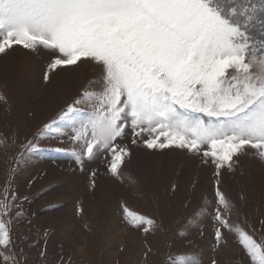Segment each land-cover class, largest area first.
Instances as JSON below:
<instances>
[{
	"label": "snow or ice",
	"instance_id": "1",
	"mask_svg": "<svg viewBox=\"0 0 264 264\" xmlns=\"http://www.w3.org/2000/svg\"><path fill=\"white\" fill-rule=\"evenodd\" d=\"M18 50L46 55L45 83L68 66L88 64L99 75L23 142L17 164L49 136L75 144L81 169L106 153L118 180L131 146L186 150L214 166L216 243L234 234L251 264H264V240L232 219L235 205L219 179L250 152L264 162V0H0V56ZM11 207L0 200V256L19 264L4 219ZM124 216L145 233L156 225L127 207ZM171 264L200 261L180 255Z\"/></svg>",
	"mask_w": 264,
	"mask_h": 264
},
{
	"label": "rangeland",
	"instance_id": "2",
	"mask_svg": "<svg viewBox=\"0 0 264 264\" xmlns=\"http://www.w3.org/2000/svg\"><path fill=\"white\" fill-rule=\"evenodd\" d=\"M47 63L43 53L0 56V140L7 144H0V200L12 206L4 219L11 220L10 251L19 264H171L180 255H193L200 264H251L234 234L226 244L216 243L214 166L186 150L131 146L118 180L107 171L106 153L87 159L81 169L72 156L75 144L49 136L40 137L37 152L17 164L23 142L58 119L99 75L88 64L68 66L45 83ZM219 179L235 205L232 219L264 240V162L250 152ZM125 207L156 225L147 233L132 228Z\"/></svg>",
	"mask_w": 264,
	"mask_h": 264
}]
</instances>
